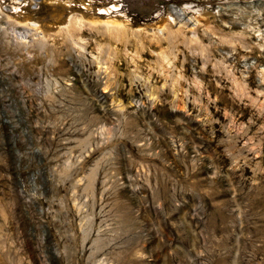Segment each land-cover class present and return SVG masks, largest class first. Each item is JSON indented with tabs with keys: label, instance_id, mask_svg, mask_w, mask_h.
Listing matches in <instances>:
<instances>
[{
	"label": "rangeland",
	"instance_id": "1",
	"mask_svg": "<svg viewBox=\"0 0 264 264\" xmlns=\"http://www.w3.org/2000/svg\"><path fill=\"white\" fill-rule=\"evenodd\" d=\"M0 264H264V0H0Z\"/></svg>",
	"mask_w": 264,
	"mask_h": 264
}]
</instances>
